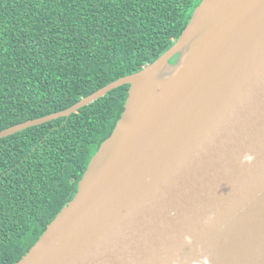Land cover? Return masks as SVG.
Wrapping results in <instances>:
<instances>
[{
  "label": "water",
  "instance_id": "obj_1",
  "mask_svg": "<svg viewBox=\"0 0 264 264\" xmlns=\"http://www.w3.org/2000/svg\"><path fill=\"white\" fill-rule=\"evenodd\" d=\"M123 84L76 193L15 264H264V0H201L155 60L0 138Z\"/></svg>",
  "mask_w": 264,
  "mask_h": 264
},
{
  "label": "trees",
  "instance_id": "obj_2",
  "mask_svg": "<svg viewBox=\"0 0 264 264\" xmlns=\"http://www.w3.org/2000/svg\"><path fill=\"white\" fill-rule=\"evenodd\" d=\"M200 1L0 0V130L65 109L152 62ZM127 92L120 85L68 116L0 138V264H15L72 199Z\"/></svg>",
  "mask_w": 264,
  "mask_h": 264
}]
</instances>
